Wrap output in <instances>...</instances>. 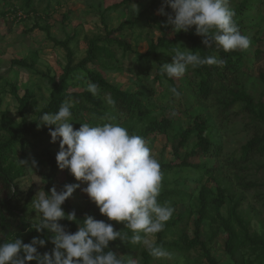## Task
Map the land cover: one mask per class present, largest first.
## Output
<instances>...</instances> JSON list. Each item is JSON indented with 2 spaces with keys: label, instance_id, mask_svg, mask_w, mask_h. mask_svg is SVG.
Returning <instances> with one entry per match:
<instances>
[{
  "label": "trees",
  "instance_id": "trees-1",
  "mask_svg": "<svg viewBox=\"0 0 264 264\" xmlns=\"http://www.w3.org/2000/svg\"><path fill=\"white\" fill-rule=\"evenodd\" d=\"M30 1L23 0L21 8L26 12L34 11ZM133 1L122 0L110 8H119ZM230 4L234 5V19L241 33L246 36L245 30L252 33L250 41L251 44L256 45L253 57L243 55L240 49L226 52L214 41H210L209 46L206 47L203 43L205 37L196 34L195 26H192L188 32H175L164 19H159L157 23L160 35L156 40L152 39L148 42L144 53H137L141 61L139 68L147 72L149 65L155 66L154 82L166 85L168 90L175 87L180 93L179 96L173 95L170 91L157 94L154 86L149 90L140 88L134 91L124 90L107 80L101 71L89 67L100 64L105 70L122 73L124 68L116 56V50L119 49L122 54L132 52L130 41L123 37L124 30L132 28L139 22L142 28L150 18L146 12L138 15L133 21L125 20L115 28H106L103 36L91 38L85 56L77 63L69 46L72 37L59 41L51 36L48 25H34L33 28L45 32L46 40L65 50L66 64L59 76L45 77V80L52 85V89L48 102L37 112L32 121L27 122L24 113L32 98L30 91H26L23 95H19L16 89L11 92L18 102L21 123H13L5 113H0V130L8 133L6 139L0 138V243L13 238H20L24 243H30L33 237H39L46 241L44 247L37 246L40 254L51 253L54 249V244L51 242L54 234L47 229L37 232L32 225L38 222L28 219L24 213L20 191L16 185L17 178L22 176V168L14 163V159L19 151L24 154L25 147L30 145L25 136H30L33 140L38 139L43 133L50 136L48 126H38L41 114L56 113L62 102L71 99L74 103L71 109L73 113L71 123L74 129H79L81 123L85 122L92 125L109 122L101 120V117H108L110 121L126 127L130 134L140 135L146 141L160 135H168L178 117H188L190 120L180 134L179 145L172 147L174 161L160 162L163 181L158 201L162 205H171L175 211L166 222L164 230L154 235L155 240L152 244L162 246L169 252H179L182 256L201 250L207 264H220L215 256L213 241L223 230L226 233L223 242L225 254L233 257L232 249L237 248L233 264H264V239L250 232L248 220L239 211L241 196L230 204L232 198H229V190L222 186L224 170H233L237 178V186L243 192L253 190L254 198L264 210V184L245 178L249 169L264 168V98L252 94L240 82L231 85V81L237 80V77L244 73L243 67L248 66L253 69L254 65L264 58V48L260 45L262 37L259 36L264 15L260 17L261 23L258 25L251 23L243 25L239 14L244 10L250 11L252 7L247 5V0H241L238 4L236 0H229ZM4 15L5 12L0 10V16ZM171 15L174 16V13L172 12ZM249 19L255 20L256 17L250 15ZM178 45L201 57L214 55L225 59L227 63L223 67L217 65L189 67L181 77V81L177 82L162 73L160 66L172 62L173 50ZM11 63L35 72L33 63L27 62L24 58L13 59ZM127 70L139 79L138 69L128 67ZM255 70L256 78L264 85V67ZM84 80L98 85L99 91L96 95L87 91ZM72 88H80V90H71ZM218 93H223L224 96L219 102L224 114L233 106L239 105L240 112L247 118L245 126L253 127L251 137L231 153H224L220 141H212L208 137L206 134L208 121L204 115L191 113L194 105L202 104ZM112 101L115 103H111ZM41 127L40 131H36ZM188 140L192 142L189 149L185 146ZM192 157L198 161H190ZM47 160L51 170L48 175L50 177L59 167L54 155L49 154ZM181 172H185V180L180 179L182 176L178 175L172 180L167 178L170 174ZM69 176L66 184L79 185V181L73 179L72 174ZM186 180L194 184L193 191L181 185L182 181ZM78 189L79 187L74 192ZM86 200L82 209L75 207L69 198L61 205L66 214L75 212L77 217L76 222L65 219L60 223L68 232L75 233L80 226H83V220L87 216H93L96 220L111 223L115 231L121 232L120 238L109 243V249L118 256H122L125 260H135L139 255L140 264H151L156 259L149 254L148 248L141 249V243L131 242L132 232L126 228L125 221L109 220L106 215L100 213L99 207L89 196ZM179 206L182 209L177 211ZM225 207H227L226 214L223 213ZM235 224L241 228L239 232L235 229ZM29 264L36 262L31 261Z\"/></svg>",
  "mask_w": 264,
  "mask_h": 264
},
{
  "label": "rangeland",
  "instance_id": "rangeland-1",
  "mask_svg": "<svg viewBox=\"0 0 264 264\" xmlns=\"http://www.w3.org/2000/svg\"><path fill=\"white\" fill-rule=\"evenodd\" d=\"M121 1L31 0L34 11L26 12V10L21 8L23 0H0V10L5 12L4 16H0V113H5L7 117L13 120V123H21V116L18 113V102L11 92L16 89L19 95H23L26 91H30L32 98L28 102V107L24 113L26 121H32L36 117L37 112L48 102L52 89V85L45 80V77L48 75L59 76L62 72L61 69L66 64L65 50L46 40L45 32L39 28H33L34 25H48L51 36L59 41L64 40L66 37H72L73 40L69 46L73 51L74 61L77 63L85 56L88 41L91 38L103 36L106 28H115L125 20L133 21L138 15L146 12L150 18L147 19L142 28H140L139 22L132 28L124 30L123 37L130 41L132 52L122 54L119 49L116 50V56L122 62L124 68L122 73L113 72L109 69L105 70L100 64L89 65V67H94V69L101 71L107 80L124 90L134 91L139 88L149 90L154 86L157 94L169 91L166 85L154 82L155 66L149 65L147 72L145 69L139 68L141 61H139L137 53H144L147 50L148 42L152 39L156 40L160 35L157 28L159 19L168 20L167 15L158 14V9L164 6L165 12L170 15L173 12L172 9L164 4V0H140L139 2L134 0L131 3L123 4L119 8H110ZM240 1L236 0V3L238 4ZM247 1V5H250L252 9L250 11H242L239 14V19H241L243 25H248L249 23L260 24V17L264 15V0ZM132 3L137 5L138 12H132ZM229 7L233 10L234 5L230 4ZM250 15L255 16L256 19H249ZM245 31L247 37L251 39L252 33L248 30ZM260 31L259 36L262 37L260 45L264 48V22ZM255 47L256 45L250 44L248 49L242 50L243 55L253 57ZM23 58L27 62L33 63L35 72L11 63L13 59ZM128 67H132L135 70L138 69L139 79L135 74L127 70ZM254 67L253 69L248 68V66L243 67L244 73L239 75L237 80L231 81V85L234 86L237 82H240L246 90L264 98V85L256 78L255 70L258 67H264V58L256 63ZM173 79L179 82L181 77ZM71 90H80V88H72ZM223 97V93L215 94L206 102L194 105L191 113L204 115L208 121L206 133L208 137L212 141H220L224 153H231L239 149L251 137L253 127L245 126L244 123L247 118L240 112L239 105L233 106L228 113L225 112L224 114L219 104ZM85 116L87 117L88 115ZM189 120L188 117H178L173 128L169 130L168 135H160L147 141L148 146L159 162L174 161L172 147L179 145L180 134L186 124L189 123ZM127 121L129 122V120ZM42 127L36 131H40ZM48 127L55 128L54 125ZM7 134V132L0 130L1 139H6L8 137ZM25 137L30 145L25 147L24 154L19 151L14 159V163L22 168V176L17 178L16 185L20 191L21 204L26 217L34 222H39V214L37 213L36 215L32 205L37 192L43 190L50 195L53 187L58 192L63 190V186L69 181L71 173L67 168L63 170L58 168L52 176H48L51 173L47 160L48 155L51 154L56 157L59 151L60 139L62 138H58L55 143H52L51 136H47L46 133L41 134L36 140H33L30 136ZM192 142L188 140L185 145L187 149H189ZM33 159L37 162L35 166H32ZM20 161H27V164H21ZM190 161L197 162L198 160L192 157ZM177 175L182 176L180 178L182 180L186 179L185 172L170 174L167 178L172 180ZM72 178L76 179L74 176ZM245 178L264 184V168L254 167L249 169L246 171ZM236 179L233 170H224L222 186L229 190V198H232L230 204L236 202L241 196L239 211L248 220L250 232L264 239V210L254 198L253 190L252 192H243L237 186ZM78 181L79 189L69 197V200L75 207L82 209L87 202L86 198L88 195L82 191L83 188L87 187V182ZM182 182H180L181 185L193 191L194 184L192 182L188 180ZM61 208L63 210L62 206ZM226 208H223L224 214H226ZM181 209L182 207L179 206L177 211ZM63 211L65 212V210ZM64 220L61 219L58 223H63ZM234 227L238 232L241 230L237 224ZM225 237L226 233L222 230L219 237L213 241L215 256L220 261V264H233V257L237 255V248L233 247L232 254L234 256H231L232 258L226 255L223 247ZM146 239L149 243H152L155 237L154 235H149ZM140 247L141 249L147 248L144 243H141ZM170 253L172 254L171 258L154 259L151 264H207L201 250L190 252L184 256L176 251ZM139 257L137 255L134 260L135 264H140Z\"/></svg>",
  "mask_w": 264,
  "mask_h": 264
},
{
  "label": "clouds",
  "instance_id": "clouds-1",
  "mask_svg": "<svg viewBox=\"0 0 264 264\" xmlns=\"http://www.w3.org/2000/svg\"><path fill=\"white\" fill-rule=\"evenodd\" d=\"M164 4L170 6L174 16L166 13L164 6L158 9V14L167 15V24L173 31L188 32L195 26L196 34L205 37L206 47L214 41L226 52L250 47L251 41L241 33L229 0H164ZM131 10L138 12L135 3L131 4ZM173 51L172 62L160 66L168 78L182 77L189 67H223L227 63L214 55L201 57L179 45ZM84 83L87 91L93 95L98 93L97 84L88 80ZM169 91L180 95L175 87ZM73 106L71 99L65 100L56 113L43 112L39 118L38 126H55L54 129L49 127L52 143L62 138L56 155L59 169L67 168L77 180L87 182L82 191L109 220L126 222V228L132 232V243H144L156 259L171 258L167 249L146 239L163 231L175 211L171 205L158 201L163 172L148 142L108 117L101 120L109 122L95 125L85 122L74 129ZM20 163L26 165L27 161ZM36 163L33 159L32 166ZM78 187V184H66L59 192L53 187L50 195L40 190L32 201L36 215L39 214V222L32 226L37 232L47 229L54 234L51 253L40 254L37 250V246L46 245L45 239L33 237L30 243H24L20 238H13L0 243V264H29L31 261L36 264H135L134 260H125L109 249L110 241L121 237V232L115 231L111 223L87 216L75 233L58 223L61 219L77 221L75 212L66 214L61 205Z\"/></svg>",
  "mask_w": 264,
  "mask_h": 264
}]
</instances>
